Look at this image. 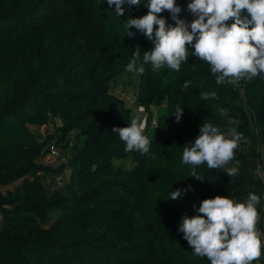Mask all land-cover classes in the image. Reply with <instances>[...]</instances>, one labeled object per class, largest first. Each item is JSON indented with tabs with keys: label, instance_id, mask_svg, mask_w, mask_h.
<instances>
[{
	"label": "trees",
	"instance_id": "1",
	"mask_svg": "<svg viewBox=\"0 0 264 264\" xmlns=\"http://www.w3.org/2000/svg\"><path fill=\"white\" fill-rule=\"evenodd\" d=\"M176 2L180 19H194L185 0ZM123 7L118 16L107 0H0V264H210L183 238L182 217L218 195L245 202L254 193L261 200L256 166L264 144V74L218 85L210 66L191 54L179 71L154 72L142 59L152 41L125 29L128 19L147 14V0ZM159 15L174 26L168 11ZM137 46L144 72L136 101L149 110L165 103L143 155L125 152L112 131L133 119L112 83ZM211 91L218 99L201 98ZM178 105L183 115L176 122L171 114ZM204 122L222 131L235 127L243 139L224 168L196 167L202 181L181 161L183 146ZM49 123L54 128L42 137L36 130ZM51 143L61 152L58 166L46 162ZM127 158L134 160L130 168L114 164ZM231 167L238 175L224 172ZM64 169L67 183L50 190L48 174ZM189 187L170 199L171 191ZM261 251L252 264H264L263 244Z\"/></svg>",
	"mask_w": 264,
	"mask_h": 264
},
{
	"label": "clouds",
	"instance_id": "2",
	"mask_svg": "<svg viewBox=\"0 0 264 264\" xmlns=\"http://www.w3.org/2000/svg\"><path fill=\"white\" fill-rule=\"evenodd\" d=\"M108 6H115L118 16L124 15L123 5L140 6L141 0H107ZM148 12L140 18H130L125 23L127 36L135 28L152 41L153 48L143 52V63L151 64L159 71L165 66L179 71L189 55L206 62L218 85L238 84L264 74V0H190L188 11L194 19L186 22L179 18L182 9L176 0H147ZM171 14L174 26L169 25L161 13ZM229 21H232L229 23ZM189 47L194 52L189 53ZM140 48L134 50L126 71L136 70ZM138 72L142 74L144 68ZM191 81L183 85L187 89ZM203 100L218 99L215 91L201 92ZM176 122L181 120L183 109L177 106ZM226 116L227 110H221ZM113 132L125 142V152L138 151L142 155L150 152V141L144 134V124L134 118L127 127H114ZM243 134L235 127L222 131L212 123L204 122L194 142L183 146L182 161L191 165L190 177L203 179L196 167L206 163L209 169H221L234 158ZM155 158V157H153ZM229 177L238 175L236 167L226 168ZM191 188L171 191L170 199L178 200L182 193ZM260 197L249 193L245 202H236L227 196L204 199L197 214L182 217L179 231L193 249L194 255L207 257L210 264H252L262 254L264 233L257 229Z\"/></svg>",
	"mask_w": 264,
	"mask_h": 264
},
{
	"label": "rangeland",
	"instance_id": "3",
	"mask_svg": "<svg viewBox=\"0 0 264 264\" xmlns=\"http://www.w3.org/2000/svg\"><path fill=\"white\" fill-rule=\"evenodd\" d=\"M140 64L136 63V70L129 72L124 71L121 73L112 83L113 88L115 89V93L120 97L126 99L128 106L131 109V113L134 118H138L144 124V133L149 134L154 130V119H156L159 112H161L165 108V103L162 102L158 105H155L150 108V110L143 105H139L136 101V92H137V82L139 77L138 69L140 68ZM153 115V120L151 121V125L148 126V117L149 115ZM54 125L52 124H44L42 127L38 128L36 131L42 135L45 133L52 131ZM47 163H51L54 166H58L59 159L47 157ZM114 164L121 167L130 168L134 165V160L132 158H127L124 160H114ZM232 166V165H230ZM67 181L66 176H61L60 172H51L48 174V186L50 190L61 188L65 185Z\"/></svg>",
	"mask_w": 264,
	"mask_h": 264
},
{
	"label": "built area",
	"instance_id": "4",
	"mask_svg": "<svg viewBox=\"0 0 264 264\" xmlns=\"http://www.w3.org/2000/svg\"><path fill=\"white\" fill-rule=\"evenodd\" d=\"M189 2H190V0H185V11L189 15V17H193V15L187 9V4ZM153 122H154V126H156L157 125L156 119H154ZM145 135L147 136V134H145ZM259 150H260V154L261 155H260L258 164L256 166V173H257L258 177L260 178V180L262 182V186H263L261 200H260V206H261V209H262V212H263V226H262L260 231H261V233H264V144H261L259 146ZM47 157H52V158H56V159H59V160L61 159V152H60L58 146H56L55 143H51L49 145L48 152H47ZM68 173H69V169H64L63 171L60 172V175L61 176H67ZM261 239H262V244L264 246V236H262Z\"/></svg>",
	"mask_w": 264,
	"mask_h": 264
}]
</instances>
